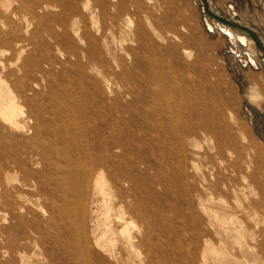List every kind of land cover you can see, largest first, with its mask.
<instances>
[{
    "label": "rangeland",
    "instance_id": "rangeland-1",
    "mask_svg": "<svg viewBox=\"0 0 264 264\" xmlns=\"http://www.w3.org/2000/svg\"><path fill=\"white\" fill-rule=\"evenodd\" d=\"M206 2L264 46V0ZM0 21L22 45L0 43V79L24 113V130L0 120V264H20L13 238L32 264H69L51 179L76 171L66 136L107 159L109 195L92 175L75 229L107 200L152 264H264V53L247 32L201 0H0Z\"/></svg>",
    "mask_w": 264,
    "mask_h": 264
},
{
    "label": "bare ground",
    "instance_id": "bare-ground-1",
    "mask_svg": "<svg viewBox=\"0 0 264 264\" xmlns=\"http://www.w3.org/2000/svg\"><path fill=\"white\" fill-rule=\"evenodd\" d=\"M88 9L86 11H88ZM2 23L3 22L0 21V43H10L13 54L18 56L22 51V45H20L19 41H13L12 35H14V32L12 29L7 31L3 30ZM75 28L77 27L75 26ZM9 38L10 40H8ZM241 39H244V37H241ZM102 43L104 44L105 42ZM120 43L118 44L119 48L121 47ZM115 45L116 44H114V46ZM1 64L2 62L0 65ZM8 64L10 66V63ZM6 85L7 84H4L2 79H0V120L8 124L11 129L24 130V125L20 122V118L24 114L20 107L22 105L18 104V101L15 98L16 96H14L11 90L8 89L7 86L9 85ZM28 114H32V112H28ZM36 136L37 134L35 131L33 139H35ZM62 143L63 148L60 153L62 152V157L66 162L71 165H76V167H74L76 171L69 172L68 170L60 168L58 172L53 173L51 179L55 181V184L59 189L57 214L59 220L63 224V228H65L64 231L66 232V235L70 238V241H67L63 245L66 249L65 257L69 264H91V256L94 257L96 264H152L151 258L147 256L145 250L142 249L144 246L143 238H138L130 232L129 225L132 221L127 219L125 211L119 208V210L115 212L113 211L112 213L116 204H110L107 203V200L105 201L106 209L105 207L104 209L106 210V214L103 218L104 220L97 221V225L90 229V233L87 232L84 224H82L79 229H75L74 225H72V209L74 208L80 213L83 212V203L80 201V195L85 193L87 182L92 175L96 174L94 177V193L101 195L104 200L108 197L109 193L107 192L104 176V173L107 172V159L103 152L99 151L96 153L95 149L89 147L88 144H84L81 138L77 141L74 136H72V138L66 136ZM116 147V145H113L111 148L114 149ZM40 155L45 158L49 157L46 150H41ZM6 165H10L15 169L18 167L14 158H8ZM23 185H25V183ZM11 189H14L15 193L19 192L17 186H12ZM6 194L11 197L8 191H6ZM117 203L123 204L122 198L119 197ZM2 205L7 210H12L17 219V226L23 223V212L27 210L24 205L17 204L14 199H8L5 195H3ZM53 223L56 224L55 222ZM27 239H29L28 236ZM22 246L23 245H21L20 239L18 238H13L12 240L7 239L5 242L6 249L11 253L16 254L20 264H32V260L25 258V254L21 249ZM132 253L135 254V259L131 258ZM108 260H111V262H108Z\"/></svg>",
    "mask_w": 264,
    "mask_h": 264
},
{
    "label": "water",
    "instance_id": "water-1",
    "mask_svg": "<svg viewBox=\"0 0 264 264\" xmlns=\"http://www.w3.org/2000/svg\"><path fill=\"white\" fill-rule=\"evenodd\" d=\"M201 1H202L203 4L205 5V7H206V11H207L208 14H210V15L213 16L214 18L219 19L221 22H224V23H226V24H228V25H230V26H232V27H236V28L243 29L245 32H247V34L253 39V41L257 44V46L260 48V50L264 53V46L260 43V41L258 40V38H257L252 32H250L249 30H247V29H245V28H243V27H241V26H239V25H237V24H234V23H232V22H229V21H226V20H223V19H220V18L214 16V15H213L212 13H210V11L208 10L206 0H201Z\"/></svg>",
    "mask_w": 264,
    "mask_h": 264
},
{
    "label": "crops",
    "instance_id": "crops-1",
    "mask_svg": "<svg viewBox=\"0 0 264 264\" xmlns=\"http://www.w3.org/2000/svg\"><path fill=\"white\" fill-rule=\"evenodd\" d=\"M264 104V103H263Z\"/></svg>",
    "mask_w": 264,
    "mask_h": 264
}]
</instances>
